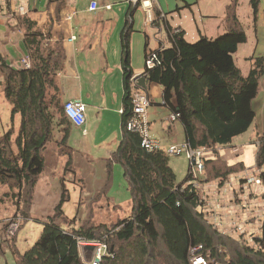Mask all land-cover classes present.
I'll return each instance as SVG.
<instances>
[{
    "label": "trees",
    "instance_id": "16d2710c",
    "mask_svg": "<svg viewBox=\"0 0 264 264\" xmlns=\"http://www.w3.org/2000/svg\"><path fill=\"white\" fill-rule=\"evenodd\" d=\"M237 3L228 8L224 34L190 43L184 30H171L172 46L151 51L159 63L153 68L145 65L143 72L148 80L162 85L164 103L179 116L187 143L215 153L251 128L264 75V57L250 59L247 76L236 65L234 55L248 40L237 17ZM250 3L256 23L259 0ZM21 22L30 66L11 67L0 58V86L12 107L11 126L0 135V202L11 201L16 214L21 213L27 221L31 220L37 182L46 168L48 143H55L59 155L67 157L65 176L72 173L73 183L83 181L77 178L74 150L68 143L74 124L65 113L55 80L64 64V49L52 46L50 35L39 31L31 20ZM130 36L131 30L125 31L123 134L108 162H118L124 168L132 197L130 214L111 225L94 224L92 218L77 225V216L70 218L64 210L71 200L64 178L60 200L42 221L38 240L24 253L14 251L17 264H89L83 255L84 243L106 244L108 254L99 264H190L189 252L198 246L204 255L209 252L212 264H264V219L251 241L220 231L203 210L204 191L193 186L190 169L185 180L177 183L170 155L163 149L149 150L141 134L127 128L133 114ZM257 142L256 167L264 180V132ZM244 168L243 162L229 165L218 156L207 158L206 179L223 185Z\"/></svg>",
    "mask_w": 264,
    "mask_h": 264
},
{
    "label": "crops",
    "instance_id": "0c3cea01",
    "mask_svg": "<svg viewBox=\"0 0 264 264\" xmlns=\"http://www.w3.org/2000/svg\"><path fill=\"white\" fill-rule=\"evenodd\" d=\"M235 1L157 0L153 8V20H149L145 9L129 0H0V58L8 66L15 68L23 67L22 62L29 60L23 43L25 26L21 19L31 20L39 31L50 35L49 43L52 46L60 45L64 49V64L55 77L61 101L81 100L86 106V124L83 127L74 125L68 142L74 150L77 178H81L83 182L73 183L70 180L72 173L65 176L67 157L59 155L55 143H48L44 151L46 168L35 188L33 213L38 211L39 215L40 210L49 209L42 218L52 214L60 200L61 181L64 178H67L71 200L75 202L77 209H85L87 202L95 208L98 203V207L112 209L132 207L131 192L123 166L118 162L111 165L108 163L123 134L124 33L131 30V65L136 83L150 97L151 103L147 110L149 136L162 149L174 144L183 145L187 142L185 129L179 119L174 122L170 120L172 111L164 103L162 85L143 76L147 55L151 51L172 46L171 30H184L185 39L190 43L203 36L216 38L224 34L228 30V8ZM240 1L238 0L236 13L248 40L239 46L234 58L243 75L247 76L252 67L250 59L264 57V0H259L256 23L252 6L247 16L248 21L241 19ZM92 2H97L96 10L90 9ZM203 2H206L204 6ZM214 31L218 35L212 37L211 32ZM241 48L246 50L238 57ZM238 60L244 62L242 66L248 69L247 73H244ZM254 109L255 121L246 132L252 131L251 136L246 138L244 133L236 137L230 146H236V150H241L244 145L253 146L255 166L251 170L255 172L251 173L260 174L261 170L256 167V154L258 136L264 132V75L260 80ZM227 147H218L217 153L212 150L208 153V158L218 156L226 160L222 157V149ZM244 159L237 156L235 161H226L229 165L243 162L245 168L241 172H245L249 170ZM243 178L244 175L236 178L240 188L243 187ZM227 181L221 186L216 181L204 185L206 202L203 210L208 219L219 229L223 226L222 230L225 231L232 220H238L247 227L255 225L259 232L264 219V194L261 189L246 191L241 197L238 195L243 205L236 203L238 212L230 215L227 214L230 212L227 208L231 205H226L225 199L239 188L231 185V188L234 187L233 193H222L221 188ZM244 216L248 218L245 220ZM91 218L92 216L88 217Z\"/></svg>",
    "mask_w": 264,
    "mask_h": 264
},
{
    "label": "rangeland",
    "instance_id": "374dc122",
    "mask_svg": "<svg viewBox=\"0 0 264 264\" xmlns=\"http://www.w3.org/2000/svg\"><path fill=\"white\" fill-rule=\"evenodd\" d=\"M204 4H206V2H203V6ZM250 6H251L250 0L240 1L239 16L241 17L243 21L244 20L248 21L247 16L249 14ZM216 35H218L216 31L211 32L212 37H215ZM245 50L246 49L241 48L240 55H237V56L239 57L243 55ZM238 63L240 64L244 73H247L248 69L245 66H242L244 65V62L241 60H238ZM2 78L3 77L0 76V80H2ZM258 105L259 104L257 103L256 105L257 109H258ZM11 109H12L11 104L5 98V95L3 93V87L0 86V135H2L5 131H7L11 126ZM20 121H21V117L18 115L16 117L17 128L20 125ZM250 134H252V131H249L248 133H246L245 135L246 138L250 137L251 136ZM236 149H237L236 146L234 147L228 146L227 148H223L222 157L228 160L229 162L237 160V156L244 157L245 158L244 162L246 166L248 167L247 169L249 171L240 172V174L238 175L237 174L231 175L228 178L229 181H227V184H225L224 187L221 188L222 193L226 195L227 193H230V192L233 193L234 187L231 188L232 186L237 187V189L239 188L238 191H236L232 195H228L227 198L225 199L226 205L227 204L231 205L230 208H227L228 211H230L227 214H230V215L231 214L235 215L238 212L237 208H235V205L236 203H239V202L241 203L242 201L238 198L239 196L240 197L242 196V193H243L242 187L240 188L239 186H237L238 182L236 178H238L241 175H245L246 172H249L250 174H254L251 172H255L251 170L255 166L253 146L244 145L243 148H241V150L240 149L236 150ZM209 152H212V150H207V153ZM170 164L175 169V173L177 175V183H182L185 180L188 174L189 167H190V162H189L187 155L185 153L179 156L170 155ZM255 170L257 169L255 168ZM207 177L208 175L206 172V178ZM206 182H207V179L205 183L203 184V187L206 184ZM210 182H213V181H210ZM216 182H218L219 186H221L219 180H217ZM254 194L258 196L257 192H255ZM203 195L205 197L206 193L204 192ZM205 202H206V199H205ZM99 204L100 203H98V206H100ZM241 205L243 204L241 203ZM98 206L96 205L97 208H95V206L92 207L87 202L86 205H84L85 209H77V205L75 204L73 200H71L68 203H66L64 210H65L66 215L69 216L70 218L77 216L78 218L77 225H82L84 222L88 221L89 220L88 217L90 218L91 215H92V222L94 224L106 223L108 225H111V224L116 223L119 219H123L124 217L129 215L130 210H131L130 207L129 208L126 207L122 209H115V208L112 209L108 207H98ZM233 207L235 208V211ZM47 211H49V209L40 210L39 215H38V211L34 213L31 212V220L26 221L25 218L21 215V213L18 215L16 214L17 213L16 208L11 203V201L6 199L4 203L0 202V264H17L14 251L24 253L30 247L34 245V243L38 240L42 232V228H43L42 221L46 218V217L42 218V216L44 217ZM207 212H209L208 208H207ZM51 213H53V211ZM236 217L240 218L239 216H236ZM243 218H245L246 220L248 216H244ZM62 224L64 225L65 222H62ZM65 226H68V224H65ZM231 227H240V231L237 234H234L233 236L239 238L241 241H245V240L251 241V236L253 234L258 233V230H257L258 228L255 227V225L250 224L249 227H247L245 223H243L242 221L238 222V220H235V221L232 220L231 225L228 227V229L230 230ZM223 228H224L223 226H220L221 231H224V233H227L228 229H226L225 231V230H222ZM241 233H244V234H241ZM96 244L98 248L99 243H96ZM206 256H208L209 259L211 260L210 254L207 253ZM88 263L90 264L91 262L88 261Z\"/></svg>",
    "mask_w": 264,
    "mask_h": 264
},
{
    "label": "built area",
    "instance_id": "2783aa9c",
    "mask_svg": "<svg viewBox=\"0 0 264 264\" xmlns=\"http://www.w3.org/2000/svg\"><path fill=\"white\" fill-rule=\"evenodd\" d=\"M135 5H141L148 14L149 20H153V8L157 0H129ZM108 8L110 6H107ZM98 8L97 2H92L90 9L96 10ZM159 63L156 53L151 52L147 55L145 65L148 68H153ZM25 67L30 66L29 60L22 62ZM130 95L132 98L133 114L127 122V128L131 131H137L143 138V145L149 150L162 149L159 143L149 136V123L147 120V110L150 105L149 94L140 89L136 83L135 76L131 80ZM65 113L72 123L77 127H83L86 124V106L81 100H67L64 105ZM179 116L171 114L170 120L172 122L178 120ZM169 155H182L185 153L190 162V173L192 174V184L196 188L203 189V183L206 181V160L208 153L206 148H193L189 143L183 145H170L168 148L163 149ZM264 170V169H263ZM242 190L252 191L254 188H260L264 194V180L260 174L245 173L242 181ZM205 199V197H204ZM264 216V213H263ZM240 231V227H231L226 234L234 235ZM244 234V233H241ZM95 251L94 258L90 264H95V260L99 259V264L105 255H107L106 244L99 243ZM202 246L191 248L189 252L190 264H212L208 256L201 253ZM209 254V252H208ZM217 264V263H214Z\"/></svg>",
    "mask_w": 264,
    "mask_h": 264
},
{
    "label": "water",
    "instance_id": "95a60500",
    "mask_svg": "<svg viewBox=\"0 0 264 264\" xmlns=\"http://www.w3.org/2000/svg\"><path fill=\"white\" fill-rule=\"evenodd\" d=\"M82 249H83V255H84V259L86 261L92 262L93 258H94V254L95 251L97 249V244L96 243H84L82 245ZM99 261V259L95 260V264H97Z\"/></svg>",
    "mask_w": 264,
    "mask_h": 264
}]
</instances>
